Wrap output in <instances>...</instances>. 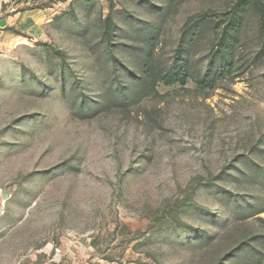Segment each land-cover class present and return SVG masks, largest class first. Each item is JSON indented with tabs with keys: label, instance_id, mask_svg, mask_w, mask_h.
Returning <instances> with one entry per match:
<instances>
[{
	"label": "rangeland",
	"instance_id": "rangeland-1",
	"mask_svg": "<svg viewBox=\"0 0 264 264\" xmlns=\"http://www.w3.org/2000/svg\"><path fill=\"white\" fill-rule=\"evenodd\" d=\"M162 1L0 0V26L23 35L0 50V264L80 244L92 264L264 258V212L243 209L264 208V0ZM22 14L36 26L6 24ZM200 16L193 77L121 102L107 27L163 21L164 67ZM224 39L232 70L203 86Z\"/></svg>",
	"mask_w": 264,
	"mask_h": 264
},
{
	"label": "trees",
	"instance_id": "trees-1",
	"mask_svg": "<svg viewBox=\"0 0 264 264\" xmlns=\"http://www.w3.org/2000/svg\"><path fill=\"white\" fill-rule=\"evenodd\" d=\"M162 2L165 3L166 1L163 0ZM155 6L156 3L154 1L150 2L151 9H154ZM159 9L164 10L165 8L161 6ZM207 20L208 19H204L203 16H200L185 26L180 34L178 49L174 55L173 61L170 65L164 67L157 61V48L160 42L159 35L163 27V21L151 24L150 30H146L145 28L138 31L124 30L118 35L117 32L122 30L123 27H127V24L116 25L113 30L111 29L113 25L108 26L107 44L109 47L110 59L112 60L109 63L113 66L111 67V71L115 77L113 82H117L115 86L116 97L123 103H129V100L133 98L141 99L151 94L161 81L168 85L187 83L188 80L193 77L191 66L193 46L205 33V26L212 22ZM237 26L239 25L235 22L234 27H232L230 31H235ZM115 37L118 39H114ZM122 40L126 42L123 43ZM224 42L225 39L222 41L221 47L209 61L208 68L198 81L199 84L207 86L209 83L212 84L217 74L222 75L231 72L234 52L225 53ZM124 55L129 57H124ZM221 57H224L225 60L219 65L218 60L219 58L221 59ZM100 85H103L102 81ZM111 88L112 84L109 89ZM94 103L98 102H83V105L91 107ZM255 207L256 206L246 204L243 209L252 211L255 214L264 212V208L257 210ZM239 251L242 253L240 258H242L241 261L243 264H264V258H256L255 256L249 257L247 255L248 249L245 248L242 250V248H240Z\"/></svg>",
	"mask_w": 264,
	"mask_h": 264
},
{
	"label": "crops",
	"instance_id": "crops-1",
	"mask_svg": "<svg viewBox=\"0 0 264 264\" xmlns=\"http://www.w3.org/2000/svg\"><path fill=\"white\" fill-rule=\"evenodd\" d=\"M7 22L9 23L6 24L10 26L15 25L17 29L21 27V30L22 28L28 30L31 26H36L37 24L34 14L16 15L7 20ZM19 37H23V35L16 34L12 29H8L7 25L0 26V50L8 49L11 44H17ZM75 246V249H69L68 252L61 257V260H57L52 264H92L93 259L91 258L90 250L84 248L81 244Z\"/></svg>",
	"mask_w": 264,
	"mask_h": 264
}]
</instances>
